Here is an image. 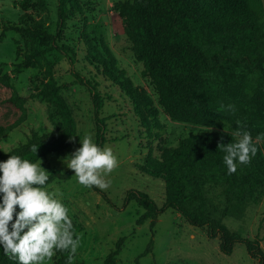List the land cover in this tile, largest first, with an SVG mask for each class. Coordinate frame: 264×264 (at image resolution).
<instances>
[{"label":"trees","instance_id":"trees-1","mask_svg":"<svg viewBox=\"0 0 264 264\" xmlns=\"http://www.w3.org/2000/svg\"><path fill=\"white\" fill-rule=\"evenodd\" d=\"M32 1L22 0V3L28 8ZM55 2L54 34L21 30L15 25L9 28L25 32L35 43L31 58L36 61L41 60L43 51L53 50L67 57L74 53L68 46L57 44L56 39L69 18L83 13L84 3L82 0ZM119 17L133 43V57L144 65L142 74L149 77L164 112L174 121L221 129L191 134L176 146L163 149L159 159L144 160L142 172L164 183L165 200L158 207L146 193L128 191L126 202L134 201L143 210L137 225L150 221L153 228L157 218L171 210L191 227L205 229L209 239H218L222 254L230 255L241 244L252 259L264 264L259 242L232 232L224 224L264 195L262 0H131L121 4ZM82 40L83 60L92 66L97 77L110 81L125 94L139 127L150 136L159 127L157 111L150 99L119 72L111 62V55L98 46V41L88 34ZM31 58L19 68L34 63ZM77 77L91 95L97 132L95 143L103 148L105 120L100 117L103 103L96 90L97 82ZM2 81L8 84L9 78L2 77ZM36 95L47 102L52 118L61 127L52 134L31 131L25 142L5 152L1 147L3 139L26 120L27 100L13 92L9 100L21 111V116L10 125H0V161L17 154L36 162L50 155L60 156L73 144L75 121L52 77H47ZM244 130L251 134L257 153L249 164L238 165L237 171L229 175L223 163L224 146L235 143L238 139L235 132ZM72 174V170L63 174L54 172L48 183L55 179L67 181ZM72 222L73 231L78 234L80 227ZM122 243L123 239L116 242L115 250L102 264H115ZM149 249L150 243L140 257L147 255ZM68 255L67 251L57 252L53 256L55 264H69ZM0 264L15 262L0 250Z\"/></svg>","mask_w":264,"mask_h":264},{"label":"rangeland","instance_id":"rangeland-1","mask_svg":"<svg viewBox=\"0 0 264 264\" xmlns=\"http://www.w3.org/2000/svg\"><path fill=\"white\" fill-rule=\"evenodd\" d=\"M82 1L83 13L69 18L56 39L57 44L73 50L75 56L70 53L67 57L49 50L43 51L41 60L36 61L31 58L35 43L25 32L9 28L15 25L21 30L54 34L55 0H34L28 8L22 0H0V125H10L21 116V111L9 100L13 92L27 100L24 105L26 120L1 143L5 152L25 142L31 131L52 134L61 127L60 122L52 118L47 102L36 95L47 77H52L72 113L76 134L69 149L60 156L41 159V166L49 171V176L71 170L64 159L80 146L79 141L85 134H91L95 142L97 133L91 95L77 75L85 80H96V90L102 98L103 148H110L118 160V166L103 176L110 181V186L103 190L97 186L86 188L76 182L74 173L67 181L55 179L48 183L49 189L70 209L71 219L80 227L79 245L71 264H102L120 239L123 243L115 264H258L241 244H237L230 255L222 254L218 239H209L205 229L191 227L171 210L163 212L153 228L150 221L137 225L143 210L134 201L126 202L128 191L146 193L158 207L165 200L164 183L142 172L144 160L159 159L163 149L176 146L179 140L191 134L221 129L174 121L159 105L149 77L142 74L144 65L133 57V43L119 17L121 4L131 0ZM262 4L264 7V0ZM84 34L98 41V46L111 55V62L119 72L152 102L159 127L152 130L150 136L139 127L125 94L110 81L97 77L92 66L83 60ZM28 57L34 63L19 68ZM5 76L9 78L8 84L2 81ZM224 222L232 232L257 240L264 256V195L244 212ZM149 243V252L140 257ZM47 264H55L54 257Z\"/></svg>","mask_w":264,"mask_h":264},{"label":"clouds","instance_id":"clouds-1","mask_svg":"<svg viewBox=\"0 0 264 264\" xmlns=\"http://www.w3.org/2000/svg\"><path fill=\"white\" fill-rule=\"evenodd\" d=\"M231 107V106H229ZM235 143L224 146L223 163L233 174L238 165H247L257 153L247 131H237ZM64 159L76 182L86 188L106 189L103 176L118 166L117 157L100 147L91 134ZM33 151L37 152L35 146ZM49 171L41 160L9 155L0 161V250L15 264H47L57 252L67 251L68 262L77 252L79 236L73 231L70 209L48 187Z\"/></svg>","mask_w":264,"mask_h":264}]
</instances>
